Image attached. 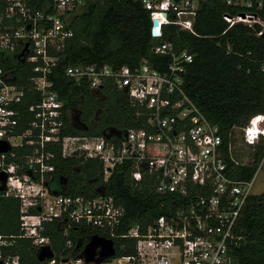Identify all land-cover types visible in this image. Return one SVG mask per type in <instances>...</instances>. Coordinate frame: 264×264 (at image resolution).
I'll list each match as a JSON object with an SVG mask.
<instances>
[{
    "label": "built area",
    "instance_id": "built-area-1",
    "mask_svg": "<svg viewBox=\"0 0 264 264\" xmlns=\"http://www.w3.org/2000/svg\"><path fill=\"white\" fill-rule=\"evenodd\" d=\"M105 1L0 0V60L32 70L25 85L0 65V143L8 146L0 151V173L7 174L0 180V196L20 201L19 231L0 233V264H22L17 249L21 239L30 240L38 251H52L53 256L43 260L47 264H236L233 250L244 238L241 216L255 194L264 157L251 178L232 176L230 157L235 164L249 160L233 153L229 157L226 149L231 147L220 127L186 91L185 74L194 54L174 48L169 28L176 25L197 34L195 22L205 0H131L151 17L152 36L158 40L153 52L170 59L115 67L70 64L66 74L91 91L111 86L127 94L139 107L141 125L111 138L88 129L69 131L72 112L50 74L74 36L73 16ZM221 1L237 9L223 14L228 23L224 32L238 23H259L263 30L258 35L264 34V18L258 12L264 0ZM256 120L258 131L253 130L254 121L246 128L253 133L251 142L264 133V117ZM59 155L100 160L105 180L129 164L138 183L145 176L151 180L164 212L146 225L130 221L125 206L112 194H65L53 186ZM56 222L68 237L59 253L47 233ZM73 230L80 232L79 238L88 237L80 252L69 251L74 249ZM94 238L113 241L115 253L104 256L99 246L88 261L85 247Z\"/></svg>",
    "mask_w": 264,
    "mask_h": 264
},
{
    "label": "trees",
    "instance_id": "trees-1",
    "mask_svg": "<svg viewBox=\"0 0 264 264\" xmlns=\"http://www.w3.org/2000/svg\"><path fill=\"white\" fill-rule=\"evenodd\" d=\"M237 9L221 0H205L195 22L197 34L169 28L170 41L179 51L187 49L194 54L187 65L185 88L206 116L220 127L236 158L249 160L248 164H235L229 159L231 175L251 178L264 157V133L255 136L251 144H240L238 131L252 126L257 117H264V34L263 26L238 23L224 32L228 23L223 14ZM264 18V5L258 11ZM70 39L65 57L50 74L54 88L65 100L72 115H80L81 123L91 134H104L110 130H126L141 125L138 105L124 92L110 86L98 93L78 84L66 74L70 64L138 65L143 60L154 64L170 59L168 55L153 52L158 40L152 36L151 17L140 3L131 0H106L79 11L73 16ZM6 71L13 72V80L29 85L32 70L28 65H17L12 60H0ZM69 131L81 129L69 125ZM242 131V130H241ZM231 150V151H230ZM57 177L53 186L65 194L96 196L101 192L112 194L126 208L130 221L149 224L164 212L151 180L135 179L129 164H123L105 180L104 165L98 159L71 156L57 160ZM20 201L16 197L0 196V233L19 231ZM71 234L74 249L82 251L88 237L79 238L80 232ZM243 240L233 250L236 264H264V192L250 196L241 216ZM53 249L59 253L66 247V237L56 223L48 226ZM86 234V233H85ZM86 236V235H84ZM82 244L81 248H77ZM22 264H47L39 259V251L30 240L21 239L17 247ZM65 252H68L66 250Z\"/></svg>",
    "mask_w": 264,
    "mask_h": 264
},
{
    "label": "water",
    "instance_id": "water-1",
    "mask_svg": "<svg viewBox=\"0 0 264 264\" xmlns=\"http://www.w3.org/2000/svg\"><path fill=\"white\" fill-rule=\"evenodd\" d=\"M155 24H158V21H155ZM153 32L157 34V28H153ZM76 126V125H75ZM78 128L80 129H88L87 126L80 127L77 125ZM108 138H111L113 135H121L120 131L117 130H110V131H105L104 133ZM8 149V146L5 142L0 143V151H5ZM7 174L6 173H0V180H6ZM81 245V244H80ZM99 246H102V251L101 254L104 256H111L115 253L114 248H113V241H108V242H102L101 240L94 238L90 243H88L85 247V254L87 256V260L91 261L94 259L96 253H97V248ZM39 259L41 261L45 260L46 257H52L53 253L52 251H49L45 248L39 251Z\"/></svg>",
    "mask_w": 264,
    "mask_h": 264
},
{
    "label": "rangeland",
    "instance_id": "rangeland-1",
    "mask_svg": "<svg viewBox=\"0 0 264 264\" xmlns=\"http://www.w3.org/2000/svg\"><path fill=\"white\" fill-rule=\"evenodd\" d=\"M254 122L255 123H254L253 130L256 132V131H258V125H257L258 122H257V120L256 121L254 120ZM241 130L238 131V135H237V139L239 140V143L243 144V145L245 143L251 144L252 142H251V140L248 139V137H249V134L252 133V131L248 132V130H246V128H243ZM253 192L255 194H261L264 192V161H263V165L260 167V169L258 171L256 182H255V185L253 188Z\"/></svg>",
    "mask_w": 264,
    "mask_h": 264
},
{
    "label": "flooded vegetation",
    "instance_id": "flooded-vegetation-1",
    "mask_svg": "<svg viewBox=\"0 0 264 264\" xmlns=\"http://www.w3.org/2000/svg\"><path fill=\"white\" fill-rule=\"evenodd\" d=\"M96 92H98V91H96ZM99 93V92H98ZM73 118H74V120H73V125L75 126V127H77V125L78 126H80V127H83V124L81 123V119H80V115H74L73 116ZM78 128V127H77ZM80 129V128H79Z\"/></svg>",
    "mask_w": 264,
    "mask_h": 264
},
{
    "label": "crops",
    "instance_id": "crops-1",
    "mask_svg": "<svg viewBox=\"0 0 264 264\" xmlns=\"http://www.w3.org/2000/svg\"><path fill=\"white\" fill-rule=\"evenodd\" d=\"M74 120V118H73V115H72V121ZM83 127H84V125H83ZM81 130H84V129H81Z\"/></svg>",
    "mask_w": 264,
    "mask_h": 264
}]
</instances>
